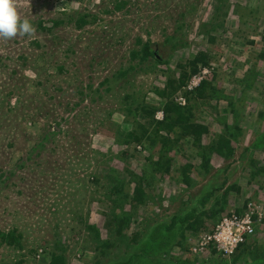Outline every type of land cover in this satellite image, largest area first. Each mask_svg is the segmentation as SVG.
<instances>
[{"label": "rangeland", "instance_id": "obj_1", "mask_svg": "<svg viewBox=\"0 0 264 264\" xmlns=\"http://www.w3.org/2000/svg\"><path fill=\"white\" fill-rule=\"evenodd\" d=\"M115 1L15 0L21 19L27 18L35 32L0 38V232L22 233L23 248L0 240V264H49L57 245L68 252L69 264H96L102 253L96 246L102 244L90 225L114 245L103 258L113 264L135 249L129 238L139 224L157 225L198 207L218 170L223 191L235 183L240 190L229 192L218 216L208 213L199 230L185 232L188 249L175 245L166 259L231 264L229 258L236 257L238 264L259 263L264 258V171L250 159L264 163V144L255 142L264 130V0H126L119 12ZM81 17L86 23L79 27ZM215 19L219 28L206 34ZM40 21L49 24L41 30ZM138 39L152 43L160 63L132 59V50L140 49ZM200 53L209 56L208 66L192 76L175 101L184 99L194 120L209 128L204 146L225 132L222 115L229 125L239 124L243 132L235 155L226 161L213 155V170L206 173L199 148L181 140L171 153V170L154 173L152 185L146 180V197L134 204L132 173H151L160 145L144 140L125 146L120 139L138 130L135 122L147 121L141 105L159 106L155 90L168 80L178 82L181 65L190 73L188 62ZM253 68L261 76L245 85ZM204 71L215 91L189 102L185 93ZM230 103L239 110L238 123ZM121 152L128 154L122 158ZM188 163L190 187L182 172ZM224 177L229 180L223 187ZM87 180V188L80 185ZM114 212L132 215L126 235L105 227L106 214ZM249 213L255 231L232 257L213 247L198 250L200 237L213 232L221 215ZM35 244L41 245L37 261L30 252Z\"/></svg>", "mask_w": 264, "mask_h": 264}, {"label": "trees", "instance_id": "obj_2", "mask_svg": "<svg viewBox=\"0 0 264 264\" xmlns=\"http://www.w3.org/2000/svg\"><path fill=\"white\" fill-rule=\"evenodd\" d=\"M127 4L128 2L126 0H116L114 3V11H121ZM217 10L220 12L221 8L217 7ZM222 14L224 17H226L228 13L223 12ZM216 18H219V16ZM51 22L52 21H50V23ZM47 23L48 22L40 21L38 26L41 30H43ZM77 23L80 25L79 27H81V25L86 23V20L84 17H81ZM51 24L58 25L59 23L53 21ZM219 26V21L217 19L213 20L211 22V28L205 31L206 34H211L212 30L218 29ZM215 38L216 37L213 36L211 37V39ZM137 46L140 47V49L132 50V59L140 57L142 61H147L151 57L160 63V60L157 58L150 41L144 42L142 39H138ZM261 57L264 58V55H261ZM207 58H209L207 54L200 53L195 59H193V61H189L188 65H190V73L187 72L185 65H181L180 69L183 71V75L181 76L180 80H178V82L175 80H168L166 86L163 89L155 90V93L160 98L159 106L141 105L140 111L144 114V117L147 121L142 124L135 122V125L138 126V130L132 129L130 132H126L124 134L123 139H120L123 141L121 145L125 146L131 145L132 142H135L140 146L144 143V140H148V144L152 147L160 145L158 159L150 163V165L153 166L151 173L145 171L142 176L137 174V172L132 173V182H136L134 196L132 197L134 204L143 201L146 197V186L144 185L146 180H149L147 182L152 185L155 181L154 173H161L163 175L167 173L168 170H171L173 161L171 153L181 140H189V143L199 148L197 155L202 160L201 166H203L206 173H210L213 170V155L223 158L225 161L234 157L237 150L236 145L238 144V139L240 134L243 132V129L239 126V124H234L233 126L229 125L228 116L226 114L222 115L219 121L225 123V132L219 135L216 141H213L208 146H204L202 143L204 136L209 133V128L206 125L197 123L194 120V110L189 103L187 105H181L175 101L177 94L180 93L183 88H187L192 76L198 74L202 68L208 66ZM247 71V73L251 72L250 69ZM253 74L254 76L249 74L245 75V85H250L253 80L256 81V79L261 76L260 73L254 71V68ZM107 81H105V83ZM214 91V86L209 82L208 77L205 76L199 86L195 87L191 91H187L185 94L188 101L190 102L193 98L199 99L211 97ZM230 105L233 109L232 112L235 114L234 117H237L236 122L238 123L240 118L239 110L234 107V103H230ZM159 111H162L164 114L163 120H158L156 118V115ZM261 116H264V113H262ZM54 129V133L57 134V128ZM255 142L257 146L264 144V130L256 136ZM261 149L264 150V146H262ZM127 154V152H121V157L125 158ZM250 163L254 164L255 166L259 165L263 167L261 170L264 171V163L255 161L254 158L250 159ZM191 167L192 165L188 163L182 171L184 174L183 180L188 187L191 186L192 182V178L190 176ZM217 173H214V175L203 188V193L206 195L204 196V199H199L200 205L198 207L192 208L190 212L177 213L173 215L168 221L157 222V225L148 224L146 226L144 225V222L139 224L137 227L138 229L134 231L132 236L129 238L130 246L133 245L135 249L131 253H128L125 258L122 260L118 259L113 264H180L181 262L176 261L175 259L168 261L166 256L173 250L175 245H180L183 248L185 247L184 245L187 239L185 232L187 230H199L201 227L200 225L203 222V217L208 213H213V215L218 216L219 213L225 209V206L228 203L229 192L233 189L240 190L239 186L235 183L226 187V189L223 191L221 185L218 183L219 181H217L218 177L220 176L219 174L222 173V171L218 170ZM100 180V177H97V181ZM224 180L225 181L222 184L223 187L226 185L229 178L226 177ZM89 183L90 181L87 180L85 183H81L80 185L84 186L86 184L87 188ZM120 185L122 187V184ZM70 189H72V187ZM80 210H82V208ZM226 215L228 216L230 214L228 213ZM106 216L108 221L106 222L105 227L108 228L109 233H114L116 235H126V229L129 227V221L131 220L132 215L128 213H122L118 215V213L114 212L112 215L106 214ZM222 216L223 215L220 216L221 219L223 218ZM221 219L219 218L218 221ZM90 226L89 228H92L95 231V238L98 239V241L102 244V246H96V250L99 249L102 251V253L100 252L99 255L100 259L96 262V264H104L103 258H105L106 255V248L110 247V250L112 249L111 247H114V245H111V241L109 240L101 239V236L95 225ZM22 237L23 234H16L15 229L10 230L7 233L0 232L1 244H5L6 246L15 247L13 245H16L19 248H23L21 243ZM76 245L77 248L81 247L78 243H76ZM242 247L243 246H241V248ZM40 248L41 245L35 244V246L30 249L31 256L34 260H36L35 258L39 253ZM56 248L57 251H54L51 254L49 264H69L68 252L66 253L65 250L60 248L58 245ZM185 248L188 249L187 247ZM235 258H229L231 259V264H238V259ZM255 264H264V258L261 259L259 263L257 260Z\"/></svg>", "mask_w": 264, "mask_h": 264}, {"label": "built area", "instance_id": "obj_3", "mask_svg": "<svg viewBox=\"0 0 264 264\" xmlns=\"http://www.w3.org/2000/svg\"><path fill=\"white\" fill-rule=\"evenodd\" d=\"M202 73L203 76L195 77L194 81L190 83V89L199 85L202 78L207 74V71ZM181 99L182 97L175 100L179 102ZM179 104L185 105L184 99ZM163 116L164 114L161 111L156 115V118L163 120ZM254 231L255 220L253 213L244 216L232 215L222 218L216 223L213 232L200 237V248L198 250L203 251L213 247L221 252L224 257H232L240 245L244 244L253 235Z\"/></svg>", "mask_w": 264, "mask_h": 264}, {"label": "clouds", "instance_id": "obj_4", "mask_svg": "<svg viewBox=\"0 0 264 264\" xmlns=\"http://www.w3.org/2000/svg\"><path fill=\"white\" fill-rule=\"evenodd\" d=\"M34 32L32 23L27 18L21 19L15 0H0V38L31 36Z\"/></svg>", "mask_w": 264, "mask_h": 264}]
</instances>
